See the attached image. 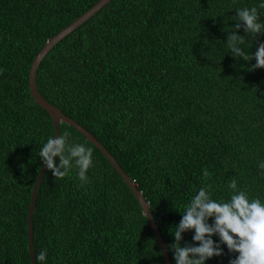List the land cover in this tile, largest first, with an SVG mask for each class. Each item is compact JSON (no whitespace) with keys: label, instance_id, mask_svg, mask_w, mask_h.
I'll return each mask as SVG.
<instances>
[{"label":"trees","instance_id":"obj_1","mask_svg":"<svg viewBox=\"0 0 264 264\" xmlns=\"http://www.w3.org/2000/svg\"><path fill=\"white\" fill-rule=\"evenodd\" d=\"M98 0H0V264H32L28 212L43 167L38 155L54 122L29 87L46 42ZM264 0H111L64 37L37 72L41 93L90 130L116 157L151 205L172 263V232L186 205L211 185L225 202L228 184L264 203V68L225 50L236 9ZM264 23V9L260 10ZM243 23V22H239ZM241 45L254 54L264 33ZM69 143L93 149L89 183L73 166L47 170L34 213L36 256L45 264H166L132 189L103 152L67 122ZM57 165L59 157L56 158ZM211 178L203 176L204 170ZM209 223L213 218H209ZM194 229L181 246L197 245ZM212 239L219 242V236ZM205 264H229L238 253Z\"/></svg>","mask_w":264,"mask_h":264},{"label":"clouds","instance_id":"obj_2","mask_svg":"<svg viewBox=\"0 0 264 264\" xmlns=\"http://www.w3.org/2000/svg\"><path fill=\"white\" fill-rule=\"evenodd\" d=\"M262 9L264 2L251 8L236 9L234 20L243 23L238 22L232 26L226 40L225 50H231L234 57L243 58L245 61L255 58L253 69L264 68V42L258 45L254 54L248 55L241 47L247 43L246 36L236 34V30L243 28L253 40L257 34L264 33V23L260 21ZM70 136L68 131L60 134L58 138L50 136L38 155L55 179H63L75 166L83 185L90 182L87 172L94 166L93 149L80 143L70 144ZM258 168L264 170V162H260ZM203 176L210 179L211 173L205 169ZM210 187L208 185L198 190L186 205L182 219L172 232L175 243L171 248L174 249L176 264H205L207 259L224 254L222 244L227 246L229 252L238 253L229 264H264V203L259 198L250 200L246 190L238 189L235 179L228 184L232 195L225 202L214 200L209 191ZM209 218H213L212 223L208 222ZM192 229V239L199 242L198 246H181L182 233ZM213 235L219 236V242L212 239ZM46 259L47 249H43L35 257L36 264H45Z\"/></svg>","mask_w":264,"mask_h":264},{"label":"water","instance_id":"obj_3","mask_svg":"<svg viewBox=\"0 0 264 264\" xmlns=\"http://www.w3.org/2000/svg\"><path fill=\"white\" fill-rule=\"evenodd\" d=\"M111 0H98L92 7H90L87 11L77 17L73 22H71L68 26L60 30L57 34L51 37L46 44L42 47L39 53L33 59V62L29 71V87L32 92V95L35 101L40 104L43 108H45L49 114L51 115L54 122V137L58 138L61 134V123L67 122L70 125L74 126L78 131H80L89 141L94 143L108 158L111 164L118 170V172L122 175L123 179L132 189L135 194L137 200L143 209V214L147 216L149 222L153 228V231L156 235V238L160 244L163 256L165 258L166 264H173L171 256L169 254L167 243L163 237L162 231L159 225L156 223L154 215L151 210V205L144 196L143 192L138 188L137 184L133 180V178L124 170L122 165L116 159V157L112 154V152L86 127H84L81 123L75 120L70 115L66 114L61 107L55 105L50 102L39 90L37 84V72L40 64L46 57V55L68 34L74 31L76 28L81 26L87 20H89L93 15H95L98 11H100L105 5H107ZM47 166L43 165L39 172V176L37 177L35 184L31 193V200L29 204V212H28V240H29V250L31 256L32 264H36V252L34 246V213L36 209V202L39 187L41 182L47 172Z\"/></svg>","mask_w":264,"mask_h":264}]
</instances>
